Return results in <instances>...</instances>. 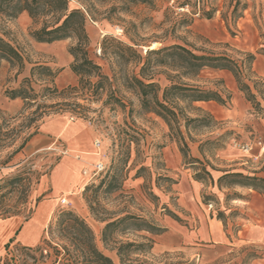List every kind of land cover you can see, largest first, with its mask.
Segmentation results:
<instances>
[{"label": "rangeland", "instance_id": "rangeland-1", "mask_svg": "<svg viewBox=\"0 0 264 264\" xmlns=\"http://www.w3.org/2000/svg\"><path fill=\"white\" fill-rule=\"evenodd\" d=\"M69 8H80L87 15L90 55L110 77L113 95L109 86L93 98L85 90L61 93L79 83L80 77L71 67L75 58L70 52L77 39L38 42L32 31L42 26L43 18L35 20L27 11L9 17L0 11V35L19 47L26 57L23 68L0 59V182L21 171H30L32 177L29 199L26 204H19L22 213L0 216L2 262L12 261L22 253L19 258L24 257L25 262L18 259L16 264H54V249L45 239H50L48 229L55 213L68 208L91 225L99 248L114 264H264V193L218 182L225 170L264 177V0H70ZM105 37L134 45L144 57L155 42L154 48L180 43L197 53L228 54L239 60L254 53L251 80L246 81L261 104L255 106L247 98L230 71L204 67L193 79L183 78L188 83L218 90L226 98L225 103L210 100L193 104L202 110L190 109L189 114L205 115L210 124L191 128L186 156L166 121L142 107L137 88L125 85L124 77L138 75L145 59L138 66L123 64L119 50L109 46V41L105 53ZM154 59L152 55L145 80L156 81L163 88L170 83L168 73L176 72L155 65ZM34 65L49 66L57 74H33ZM27 79L34 99L11 98L8 91L29 86ZM47 87H57L58 91ZM55 116L79 123L81 130H90L92 142L100 138L104 156L100 159L106 164L107 174L85 178L82 170L91 173L96 156L84 155L88 161L81 162L78 170L86 184L81 191L66 196L68 204L61 203L63 195L50 193L52 186L54 194H58L51 177L62 158L69 156L64 154L66 144L60 138L53 147L38 149L35 140L43 122ZM31 133L24 147L17 150ZM46 140L50 142L52 138ZM246 145L251 146L249 151L244 150ZM128 153L127 176H123L121 187L115 191H107L105 185L97 188L102 175L109 179L106 175H112L121 164L119 159ZM88 162L94 164L88 166ZM203 167L212 173L214 182L204 174ZM199 171L204 180L197 178ZM72 174L78 177L75 172ZM45 176L50 177L48 181ZM41 182L48 183L44 193ZM87 185L91 187L85 191ZM17 197L15 193L8 203L13 204ZM49 198L54 199L55 207L51 217L49 210L50 219H45L47 225L34 244L35 229L21 228L39 203ZM127 213L144 217L166 230L155 235L136 230L133 225L125 232L118 227L104 242L106 222ZM14 220L18 226L21 224L15 230ZM217 221L223 223V240L202 238L201 233H216ZM11 238L14 241L7 248ZM149 238L154 240L150 251L129 252L123 258L118 254L121 243H148ZM38 246L45 249V257L40 251L27 250Z\"/></svg>", "mask_w": 264, "mask_h": 264}, {"label": "trees", "instance_id": "trees-1", "mask_svg": "<svg viewBox=\"0 0 264 264\" xmlns=\"http://www.w3.org/2000/svg\"><path fill=\"white\" fill-rule=\"evenodd\" d=\"M70 0H0V11L9 17H17L21 12L27 11L29 15L37 20L43 18V24L39 29L32 31V36L38 42H54L67 38L77 39V43L72 45L70 52L75 60L72 63V70L80 77L79 83L69 86L61 90V93L67 91L79 92L85 90V94L89 97L101 94L107 86L110 88V94H114L112 89V81L108 75L102 72V66L97 63L90 55V38L86 30L87 15L80 8H69ZM147 1V0H142ZM119 50L118 55L123 64L135 63L140 65L143 58L145 61L140 65L138 75L131 74L124 77L125 85L128 88H137L142 96V107L147 111L154 112L163 118L168 124L171 133L177 138L181 144V151L187 156L189 145L187 137L191 138V128L200 126H208L210 119L205 115L192 116L189 114L190 109L202 110L200 107L193 105L197 101L215 100L225 103L226 98L218 91L211 88H203L198 85L188 83L183 78L193 79L204 67H212L220 70H227L236 77L239 89L244 91L247 98L260 106L256 94L252 90L247 80H251L252 64L255 60L254 53H248L245 59H235L228 54L216 53H197L188 46L180 43L166 45L159 48L148 49L144 57L143 54L132 44L120 41L114 37H105L104 49L108 53V45L106 42ZM112 53V51H111ZM155 55L154 64L158 66H166L176 73H168L170 83L165 87L150 80L147 82L146 71L151 66V57ZM0 59L9 61L13 66L20 68L25 66L26 57L19 47L11 41L0 35ZM43 73L46 76L55 77L57 72L46 65H34L31 72ZM115 79L116 77V73ZM92 77H97L96 81ZM20 87L9 90L11 98L21 97L23 99H34L33 90L30 86ZM256 88V82H253ZM52 91H58L57 87ZM162 91L161 97L159 96ZM229 97V96H228ZM122 106L125 104L119 99ZM24 139L17 150H20L29 137ZM130 160V153L124 158L119 159L121 164L116 166L113 174L106 179L105 174L101 177V182L97 188L102 185L106 186L107 191H115L121 187L122 180L127 176L126 166ZM193 161L199 162L200 159ZM144 167H140L139 170ZM204 174L214 182L212 173L203 167ZM103 172V173H104ZM124 176V178H123ZM197 178L204 180L202 171L197 173ZM108 180V181H107ZM219 184L222 182L227 186L242 185L251 187L261 193H264V177L256 174L250 175L240 171L225 170L218 178ZM91 185H87L85 191L90 189ZM32 188V177L30 171H21L15 175L7 177L0 182V216H11L22 213L23 208L19 204H26ZM18 193V197L13 204H9L12 196ZM91 208L92 205H91ZM30 216H28L29 218ZM135 226L136 230H146L152 234L158 235L163 233L166 228L157 226L149 222L146 218L127 213L123 216L106 222L102 239L108 241L116 228L122 227L121 232H125L130 226ZM50 239L45 241L54 249V264H114L113 259L104 253L96 242L95 232L86 219L73 209H59L49 224ZM14 241L11 238L7 243L8 248ZM154 246V240L149 238L148 243H137L133 241L121 243L118 247V254L123 258L126 253H146ZM28 252L40 251L41 257H45L44 248L38 246L35 249L27 248ZM22 253L16 254L12 261L2 262L0 256V264H16L19 259L21 263L25 262L24 257L19 258ZM51 255V254H50ZM36 258V257H35ZM175 264H191L178 261Z\"/></svg>", "mask_w": 264, "mask_h": 264}, {"label": "crops", "instance_id": "crops-1", "mask_svg": "<svg viewBox=\"0 0 264 264\" xmlns=\"http://www.w3.org/2000/svg\"><path fill=\"white\" fill-rule=\"evenodd\" d=\"M83 125L86 126L85 124ZM47 138H52V140L49 142L46 140ZM60 138L66 144V150L64 154H68L69 156L62 158L63 160L61 159L62 160L61 163L58 166L56 165L57 168L55 169V171L54 172L52 171L53 174L51 173L52 174L51 178H52L53 188L55 192H58V194H54L52 186L50 193L53 196L61 194L64 197H66L69 194L72 195L78 191H81L86 184L85 181L83 182V177H81V174L79 173L78 170L79 166L81 165V162L88 161L87 157H85L84 155L96 156L94 161L96 163L101 160L100 159L101 157L98 156L97 154V149L94 146V141L92 142V132L90 130L89 132L87 130H81L79 123L71 119H68L66 117L55 116L47 119L41 125L40 132L38 136L35 138V140L36 142H38L37 148L44 149V148L53 147L56 144V142L59 141ZM69 152H75L77 154L71 155L69 154ZM88 152H92V154H88ZM89 158L90 157H88V159ZM72 172H75L78 175V177H74V174H72ZM82 176H84L83 170H82ZM84 177L86 178V176ZM45 178H47L48 181V178L50 177L45 176ZM47 187H48V183L42 184L41 182L42 193L46 191ZM53 200L54 199L49 198L40 202L33 215L28 220H26L22 225L21 231L26 227H31L35 229L34 237L36 235L37 236L36 239L34 240V244L40 240L41 234L44 231L45 226L47 225V223L45 224V219L46 221H49L51 217V214L55 207V203L53 202ZM49 210H51V212L49 213L50 217L48 219ZM18 223L19 222L16 220L13 221L14 224L13 230H15V228L21 225L20 224L18 226ZM215 231L216 233H214L213 231L207 232V236L201 233V236L202 238H209V239L211 238L215 239V237H217L218 240L222 241L225 236L223 230V223H219V221H217L215 223ZM20 242L22 241L20 240Z\"/></svg>", "mask_w": 264, "mask_h": 264}, {"label": "built area", "instance_id": "built-area-1", "mask_svg": "<svg viewBox=\"0 0 264 264\" xmlns=\"http://www.w3.org/2000/svg\"><path fill=\"white\" fill-rule=\"evenodd\" d=\"M180 10H186L185 7H180ZM188 10V7H187ZM94 146L96 149H98L100 151V155L101 157L103 156L102 153V140L100 138H96L94 140ZM251 149V146L246 145V147H244L245 151H249ZM106 170V164L104 163V161L101 159L100 161H98L95 166L94 169L91 171V173L88 172V170H84V173L86 176H91V178L97 177L99 176L101 173H103ZM62 204H68L70 202V200L66 197H61L60 199ZM210 206L212 207V204H210ZM264 242V239H263Z\"/></svg>", "mask_w": 264, "mask_h": 264}, {"label": "bare ground", "instance_id": "bare-ground-1", "mask_svg": "<svg viewBox=\"0 0 264 264\" xmlns=\"http://www.w3.org/2000/svg\"><path fill=\"white\" fill-rule=\"evenodd\" d=\"M155 45H156V42L154 43V44H151V46H149L150 48H154L155 47ZM89 154H92V152H89ZM94 154V153H93ZM97 154H98V156H100L101 157V153H100V151L97 149ZM94 163H88V166H92ZM83 175L85 176V173H84V170H83ZM25 239V238H24Z\"/></svg>", "mask_w": 264, "mask_h": 264}]
</instances>
